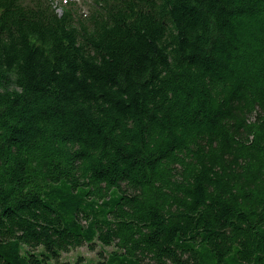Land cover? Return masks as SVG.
<instances>
[{
  "label": "trees",
  "instance_id": "16d2710c",
  "mask_svg": "<svg viewBox=\"0 0 264 264\" xmlns=\"http://www.w3.org/2000/svg\"><path fill=\"white\" fill-rule=\"evenodd\" d=\"M119 1L81 39L0 0V264H264V0Z\"/></svg>",
  "mask_w": 264,
  "mask_h": 264
},
{
  "label": "rangeland",
  "instance_id": "374dc122",
  "mask_svg": "<svg viewBox=\"0 0 264 264\" xmlns=\"http://www.w3.org/2000/svg\"><path fill=\"white\" fill-rule=\"evenodd\" d=\"M36 254L42 257L43 263H51L56 264V262L49 256V254L44 251V248L42 246L36 247L34 249ZM113 251H115V248L113 246H102L98 245L96 247L95 251H90L87 245L81 246L79 248H76L74 250H71L69 252H64L61 254V262H69L72 264H75V262L79 259V257L84 258V262H96L99 257V252H103L105 256H109ZM38 260V259H37ZM46 263V264H47Z\"/></svg>",
  "mask_w": 264,
  "mask_h": 264
},
{
  "label": "bare ground",
  "instance_id": "6f19581e",
  "mask_svg": "<svg viewBox=\"0 0 264 264\" xmlns=\"http://www.w3.org/2000/svg\"><path fill=\"white\" fill-rule=\"evenodd\" d=\"M166 3V2H165ZM164 3V4H165ZM138 4H139V1H135L134 2V4H133V6L134 7H136V6H138ZM158 19V20H157ZM146 20V22H150V21H152L153 22V20H149V19H145ZM159 20H165V21H171V15H169V14H160V15H158L157 16V18L155 19V21H158L159 22ZM126 22L123 20V19H121V18H116V19H114V20H112L111 21V23L107 26V28H106V30L104 31V34H106V32L107 31H111V30H113V29H116V28H118V27H121L122 25H124ZM20 28H18V30H19ZM171 32H177L176 30H174V31H171ZM35 37L37 38H39V39H41V36L40 35H35ZM84 57H86V53H84V55H83ZM82 66L84 67V65L82 64ZM77 262V261H76Z\"/></svg>",
  "mask_w": 264,
  "mask_h": 264
}]
</instances>
